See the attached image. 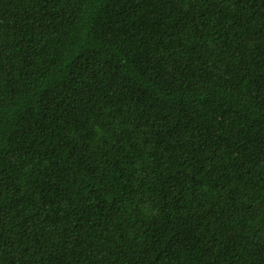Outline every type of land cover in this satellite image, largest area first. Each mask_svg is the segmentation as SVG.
Masks as SVG:
<instances>
[{"label": "trees", "instance_id": "1", "mask_svg": "<svg viewBox=\"0 0 264 264\" xmlns=\"http://www.w3.org/2000/svg\"><path fill=\"white\" fill-rule=\"evenodd\" d=\"M0 264H264V0H0Z\"/></svg>", "mask_w": 264, "mask_h": 264}]
</instances>
